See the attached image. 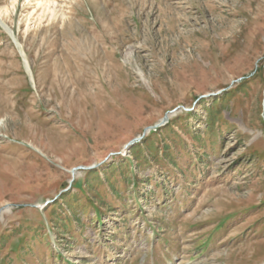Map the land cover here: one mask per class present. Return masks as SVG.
<instances>
[{
    "label": "rangeland",
    "instance_id": "374dc122",
    "mask_svg": "<svg viewBox=\"0 0 264 264\" xmlns=\"http://www.w3.org/2000/svg\"><path fill=\"white\" fill-rule=\"evenodd\" d=\"M0 264H264V0H0Z\"/></svg>",
    "mask_w": 264,
    "mask_h": 264
},
{
    "label": "bare ground",
    "instance_id": "6f19581e",
    "mask_svg": "<svg viewBox=\"0 0 264 264\" xmlns=\"http://www.w3.org/2000/svg\"><path fill=\"white\" fill-rule=\"evenodd\" d=\"M45 1V4L46 5H48V4H50L51 2H53L54 3V0L52 1V0H44ZM48 8H50L51 9V12H53V14H51V17H53L54 18V16L56 15V13H55V8L54 7H52V6H50V7H48ZM49 9V10H50ZM47 10V9H46ZM50 13V12H49ZM50 16V15H49ZM52 19V18H51Z\"/></svg>",
    "mask_w": 264,
    "mask_h": 264
},
{
    "label": "water",
    "instance_id": "95a60500",
    "mask_svg": "<svg viewBox=\"0 0 264 264\" xmlns=\"http://www.w3.org/2000/svg\"><path fill=\"white\" fill-rule=\"evenodd\" d=\"M167 120H166V117L163 119V121L161 122V124H164V122H166ZM71 173H73V172H71Z\"/></svg>",
    "mask_w": 264,
    "mask_h": 264
},
{
    "label": "trees",
    "instance_id": "16d2710c",
    "mask_svg": "<svg viewBox=\"0 0 264 264\" xmlns=\"http://www.w3.org/2000/svg\"><path fill=\"white\" fill-rule=\"evenodd\" d=\"M137 146H138V145H136V146L134 147V149H135V148H137ZM68 195H69V194H68ZM62 197H64V195H63V194L61 195V199H62Z\"/></svg>",
    "mask_w": 264,
    "mask_h": 264
}]
</instances>
